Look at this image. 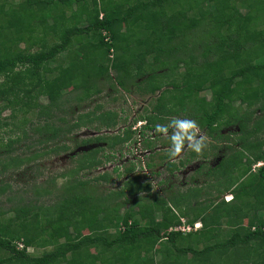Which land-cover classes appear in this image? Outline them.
I'll list each match as a JSON object with an SVG mask.
<instances>
[{"label":"trees","instance_id":"trees-1","mask_svg":"<svg viewBox=\"0 0 264 264\" xmlns=\"http://www.w3.org/2000/svg\"><path fill=\"white\" fill-rule=\"evenodd\" d=\"M108 85L155 96L135 117L146 128L190 119L213 141H232L208 185L158 196L136 174L98 193L112 174H80L105 163L99 143L114 151L132 141L131 124L81 139L91 147L61 174L69 180L54 184L58 193L36 187L39 197L16 201L2 177L37 156L18 144L31 132L54 143L44 154H59L77 129L116 127L118 112L98 114L100 105L67 118ZM261 161L264 0H0V264H264V164L253 169ZM209 186L234 200L209 202ZM185 217L202 227L175 230Z\"/></svg>","mask_w":264,"mask_h":264},{"label":"rangeland","instance_id":"rangeland-1","mask_svg":"<svg viewBox=\"0 0 264 264\" xmlns=\"http://www.w3.org/2000/svg\"><path fill=\"white\" fill-rule=\"evenodd\" d=\"M65 56L66 53L61 54V58ZM112 73L113 75L115 74L114 72ZM159 93L160 91L157 92L156 95ZM209 94V92L206 93L207 97H209ZM42 101L47 102V98L42 97ZM154 103L155 96L153 95H142L137 91L135 92V90L124 92L121 89L117 90L109 85L105 86L102 92L85 101L81 104L80 108H76L77 104L74 103L72 105V108H74L70 111L67 118H69V116L76 117L77 114L82 111L88 112L94 110L100 105L102 108L98 114L107 110L118 112L119 123L116 127L108 128L103 125L101 128H98L99 123L97 122L91 127L77 129L74 133L63 139V141L67 142L70 146V149L62 151L59 154H44L45 151L53 148L54 143H40L39 140H41L42 137H40L39 134L30 132L27 138L18 144V153L23 156L26 154L31 157L37 155L35 157L36 159L34 158L30 163L24 165L20 169L8 172L2 178L12 184L14 190L12 195L15 196L14 198L16 201L21 197H39V195L35 194L36 187L40 193L45 188L55 191L56 186H63L69 180L68 177L64 178L61 174L75 167L77 165L75 161L80 154H82V151L87 149L88 146L78 145L81 139L101 134L109 135L120 133L123 132L126 127L133 124L132 130L136 131V133L133 139H131L132 141H128L124 145H119L114 151L105 146V143H99L100 146H104L100 151V155L106 160L105 163L98 168L92 170L87 169L81 172L80 177L83 179L93 178L105 171H109L110 174H112L113 178L111 182H100L99 187H97L98 193L120 189L123 186V181L136 174L141 175V181L150 182L153 188V194L158 196L164 194L166 197H169L171 194H176V197H179V191L183 192L194 186L208 185L210 180L207 178V171L215 166L223 155L229 152L226 147L230 146L229 144L233 142L217 143L213 141L206 131L197 128L198 131L194 139H203L201 152L196 153L193 151L192 148L189 147L191 141L185 138L180 152L172 156L170 155L173 146L172 136L178 134L180 131L174 123L167 121L166 125L159 124L153 128H146L145 120L138 119L135 121V117L147 114L145 109L149 108L151 110ZM9 114V110L4 111L2 117L8 116ZM36 118V116H33L34 121ZM178 120L184 121L188 119L178 118ZM165 126H168L165 130L159 128H164ZM231 130L233 129L230 128L226 131L231 132ZM216 143L218 144L217 147ZM92 146L94 147L96 145L93 144ZM233 146L236 147L235 145ZM90 147L91 146L88 148ZM193 152H195L196 155H193ZM170 162H175L178 169L171 171L168 168V163ZM148 164H151V166L149 167ZM130 166L133 167V170L128 173L127 168ZM258 168L259 167L256 169ZM52 178H55L54 183L50 182ZM209 189L213 190L210 186ZM56 193H58L57 190L54 195ZM6 197V195L3 196L2 200L5 201ZM206 197L209 199V202H216L222 200V198L224 199L222 194L219 195L217 192H214V190L212 194ZM53 198L51 194L47 197L43 196L41 199L50 202ZM9 205L10 204H6V207ZM175 209V211L178 210L176 207ZM122 210L124 211V207ZM261 214H264V212L261 211ZM184 220L188 223L187 217H185ZM222 231L224 235L227 233L225 232V227H223ZM41 252H43V249H34L32 254H40Z\"/></svg>","mask_w":264,"mask_h":264},{"label":"clouds","instance_id":"clouds-1","mask_svg":"<svg viewBox=\"0 0 264 264\" xmlns=\"http://www.w3.org/2000/svg\"><path fill=\"white\" fill-rule=\"evenodd\" d=\"M172 123H174L176 125V127L180 130L178 134L173 135L172 136V141H173V146H172V150L170 151V155L175 156L177 155L180 150H181V146L183 143V140L185 138H187L189 141H191V143L189 144V147L192 148L193 151H195L196 153H200L201 149L203 147V139H199L196 140L194 139L197 131H198V127L196 126L195 121H188V120H173ZM147 124L145 123V126ZM198 128V129H197ZM264 164L263 161L258 162L256 164L253 165V169L255 170L257 167H260ZM222 196L224 197V199L227 202H231L234 200V194L231 192H225L224 194H222ZM223 199V198H222ZM185 219V218H184ZM183 219L182 224H188L187 222H185V220ZM179 225V226H181ZM191 225L192 229L191 230H196L202 227V222L201 221H197L194 225L192 224H188ZM177 226V227H179ZM177 227H175V230H182V229H176ZM189 230V231H191ZM186 231V230H183ZM188 231V230H187Z\"/></svg>","mask_w":264,"mask_h":264},{"label":"built area","instance_id":"built-area-1","mask_svg":"<svg viewBox=\"0 0 264 264\" xmlns=\"http://www.w3.org/2000/svg\"><path fill=\"white\" fill-rule=\"evenodd\" d=\"M176 229H182V230H191L192 229V227H191V225H188V224H183V226L181 225V226H179V227H177ZM20 246L21 247H23V244H22V242H20Z\"/></svg>","mask_w":264,"mask_h":264}]
</instances>
